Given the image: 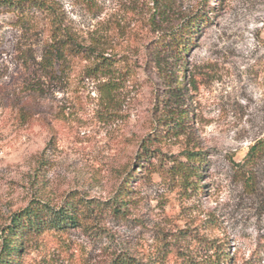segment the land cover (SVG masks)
<instances>
[{
    "label": "rangeland",
    "instance_id": "1",
    "mask_svg": "<svg viewBox=\"0 0 264 264\" xmlns=\"http://www.w3.org/2000/svg\"><path fill=\"white\" fill-rule=\"evenodd\" d=\"M54 1L111 65L81 52L46 68L47 18L0 7V226L32 200L104 204L24 241L18 264H210L222 247L221 264H264V155L245 158L264 135V0ZM203 14L182 59L164 48Z\"/></svg>",
    "mask_w": 264,
    "mask_h": 264
},
{
    "label": "trees",
    "instance_id": "2",
    "mask_svg": "<svg viewBox=\"0 0 264 264\" xmlns=\"http://www.w3.org/2000/svg\"><path fill=\"white\" fill-rule=\"evenodd\" d=\"M0 7H5L7 12L16 16V21L25 20L34 13L44 15L51 25L50 41L46 43L44 49L43 63L46 68H52L56 62L63 60L69 54H78L85 52L94 57L92 69L96 71L101 68H110V57L100 50L95 42L85 44L78 40L74 31L65 23L63 14L58 4L54 0H0ZM201 18L206 21V15L193 16L185 22L179 23L173 27L166 36L165 49L173 51L177 57L182 59L183 54L189 48L188 39ZM180 76H184V67L179 66ZM175 82L179 87L178 77L175 76ZM184 114L178 111L165 116L163 122L175 120L180 124ZM264 155V135L256 140L248 149L245 158L254 160L259 154ZM201 154L186 155L184 164H180L174 171L179 172V179L182 185L189 184L188 177L192 172H197L198 160ZM191 172V173H190ZM189 174V175H188ZM191 189L198 187L197 183H190ZM104 203L86 201L82 199L66 200L60 206L54 207L47 203L32 200L27 206L13 212L5 224L0 226V264H18L17 257L23 246V242L29 240L32 236H39L45 232L65 233L69 228L83 226L92 221L94 209L100 208ZM117 210L116 207H113ZM213 249V248H212ZM210 264H221L227 262L228 256L226 249H213ZM110 264H135L128 256L117 255L111 260Z\"/></svg>",
    "mask_w": 264,
    "mask_h": 264
}]
</instances>
